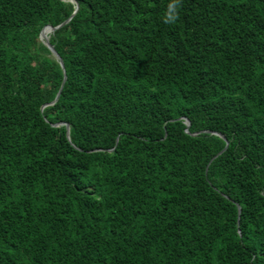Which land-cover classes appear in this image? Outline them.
Here are the masks:
<instances>
[{"label": "trees", "instance_id": "1", "mask_svg": "<svg viewBox=\"0 0 264 264\" xmlns=\"http://www.w3.org/2000/svg\"><path fill=\"white\" fill-rule=\"evenodd\" d=\"M169 2L0 0V264H264V0Z\"/></svg>", "mask_w": 264, "mask_h": 264}, {"label": "water", "instance_id": "2", "mask_svg": "<svg viewBox=\"0 0 264 264\" xmlns=\"http://www.w3.org/2000/svg\"><path fill=\"white\" fill-rule=\"evenodd\" d=\"M70 1H73V0H70ZM74 3H75V7H74L73 11L70 13V15H69L65 20H63L61 23H59V24H57V25H55V26H52V25L46 24V25H44L43 27H46V26H47L48 29H49V31L51 32V31L54 30L55 28H58L59 26H61V25L64 24L65 22H67L68 19L73 15V13L75 12V10H76V8H77V4H76V2H74ZM43 27H42V28L40 29V31H39L38 38H39V39H40V40L46 45V47L50 50L52 56L58 61V63H59V65L61 66V68H63L62 60H61L60 56L58 55V53L56 52V50L54 49L53 45H52L51 43H49V41H48V36H42V35H41V31H42ZM64 78H65V75L63 74L62 82H63ZM62 82H61V84H62ZM60 88H61V85H60L59 89H60ZM59 89H58V91H59ZM58 91H57V93L55 94V96H54V98H53V100H52L51 102H53V101L57 98ZM183 121H184V123H185V126L187 127L188 124H189L188 119H187V118H184ZM186 127H185V131H187ZM65 128H66V135H67V134H68V124H67V123H65ZM195 133H197V132H193L192 134H195ZM214 133L218 134L220 137H222L223 139H225V137H224L221 133H219V132H214ZM237 210H238V206H237Z\"/></svg>", "mask_w": 264, "mask_h": 264}, {"label": "clouds", "instance_id": "3", "mask_svg": "<svg viewBox=\"0 0 264 264\" xmlns=\"http://www.w3.org/2000/svg\"><path fill=\"white\" fill-rule=\"evenodd\" d=\"M178 8L179 0H170L162 17L163 22L167 24L175 23L179 15Z\"/></svg>", "mask_w": 264, "mask_h": 264}, {"label": "bare ground", "instance_id": "4", "mask_svg": "<svg viewBox=\"0 0 264 264\" xmlns=\"http://www.w3.org/2000/svg\"><path fill=\"white\" fill-rule=\"evenodd\" d=\"M41 32H44V35L42 36H48V33L50 32L48 28L42 29Z\"/></svg>", "mask_w": 264, "mask_h": 264}]
</instances>
